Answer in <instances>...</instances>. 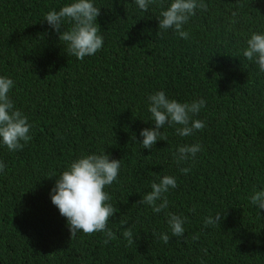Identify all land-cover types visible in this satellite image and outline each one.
<instances>
[{"label":"trees","instance_id":"trees-1","mask_svg":"<svg viewBox=\"0 0 264 264\" xmlns=\"http://www.w3.org/2000/svg\"><path fill=\"white\" fill-rule=\"evenodd\" d=\"M72 2L0 0V76L14 81L9 96L33 125L22 150L0 142V264H264V209L250 200L264 190V73L242 54L253 32L264 33V0H203L207 10L183 26L187 40L158 29L172 0L147 12L135 0H93L104 42L83 60L44 20ZM158 91L204 99L193 119L206 127L181 137L166 123V139L144 149L140 132L154 126L148 96ZM192 143L202 150L177 163V148ZM102 152L121 165L104 189L118 209L107 244L103 232L72 237L50 197L74 160ZM165 175L177 187L154 213L139 201ZM169 212L185 219L182 237H172ZM217 213L221 224L206 227Z\"/></svg>","mask_w":264,"mask_h":264},{"label":"clouds","instance_id":"clouds-1","mask_svg":"<svg viewBox=\"0 0 264 264\" xmlns=\"http://www.w3.org/2000/svg\"><path fill=\"white\" fill-rule=\"evenodd\" d=\"M155 2L156 0H135L136 5L144 12H147L149 5ZM197 9L207 10L203 0H172L166 10L160 13L158 29H173L181 38L187 40L189 33L183 30V26L196 14ZM99 15L100 8L95 6L93 0H74L58 11L47 12L44 20L59 33V40L67 45V54L83 60L86 56L95 55L103 47L101 29L97 23ZM65 21L71 24L68 30L64 28ZM242 54L248 61L255 62L259 71L264 73V33L253 32L247 39ZM13 86L14 81L11 78L0 76V142L9 151L22 150L24 144L32 138L30 130L33 127L29 123V118L15 108L9 96ZM148 102V111L154 120V126L144 128L140 132L143 137L140 143L144 149H153L158 140L166 139L161 132L166 123L169 126L179 125L176 133L181 137L190 136L196 130L206 127L204 121L193 119L206 104L202 98L191 103H181L169 99L164 91H158L148 96ZM201 150V145L198 143L183 144L174 153L176 162L195 159L196 154ZM120 166V160L110 158V153L102 152L82 155L58 175L55 186L50 192L51 202L59 209L60 214L66 217L72 237L78 232L84 234L103 232L107 237L104 240L105 244L113 238L114 234L107 225L109 218L118 209L110 202L111 197L104 189L116 181ZM5 167L6 165L0 161V172H3ZM190 170V168H182L181 172L187 174ZM176 187V178L165 175L159 178V182L154 181L151 184V191L147 192L139 203L150 205L154 213H160L168 207L166 194ZM250 200L258 209H264V190L254 191ZM167 216L172 237H182L185 232L183 226L185 219L171 212L167 213ZM222 219V215L217 213L215 217H205L204 225L207 227L221 224ZM123 235L129 242H134L131 228H127ZM159 238L165 244L171 239L167 233H161ZM196 239L198 236H193V240Z\"/></svg>","mask_w":264,"mask_h":264}]
</instances>
